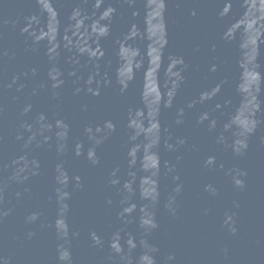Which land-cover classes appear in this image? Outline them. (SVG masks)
<instances>
[{
  "label": "water",
  "instance_id": "95a60500",
  "mask_svg": "<svg viewBox=\"0 0 264 264\" xmlns=\"http://www.w3.org/2000/svg\"><path fill=\"white\" fill-rule=\"evenodd\" d=\"M0 264H264V0H0Z\"/></svg>",
  "mask_w": 264,
  "mask_h": 264
}]
</instances>
